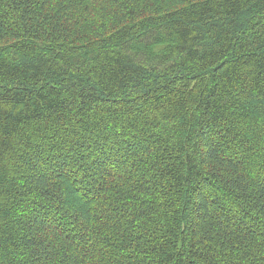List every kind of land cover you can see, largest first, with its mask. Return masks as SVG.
Returning a JSON list of instances; mask_svg holds the SVG:
<instances>
[{"label": "trees", "instance_id": "1", "mask_svg": "<svg viewBox=\"0 0 264 264\" xmlns=\"http://www.w3.org/2000/svg\"><path fill=\"white\" fill-rule=\"evenodd\" d=\"M0 264H264V0H0Z\"/></svg>", "mask_w": 264, "mask_h": 264}]
</instances>
